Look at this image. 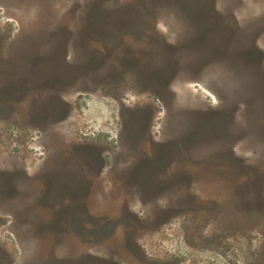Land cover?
<instances>
[{
	"label": "rangeland",
	"instance_id": "obj_1",
	"mask_svg": "<svg viewBox=\"0 0 264 264\" xmlns=\"http://www.w3.org/2000/svg\"><path fill=\"white\" fill-rule=\"evenodd\" d=\"M0 264H264V0H0Z\"/></svg>",
	"mask_w": 264,
	"mask_h": 264
}]
</instances>
